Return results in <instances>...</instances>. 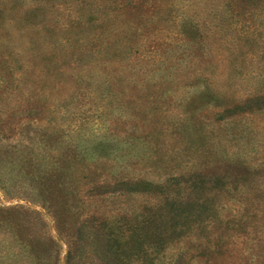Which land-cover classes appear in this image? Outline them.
I'll list each match as a JSON object with an SVG mask.
<instances>
[{"label": "rangeland", "instance_id": "obj_1", "mask_svg": "<svg viewBox=\"0 0 264 264\" xmlns=\"http://www.w3.org/2000/svg\"><path fill=\"white\" fill-rule=\"evenodd\" d=\"M93 2L0 0V208L37 214L54 264H67L60 230L91 217L147 234L159 246L145 264H264V4L130 13L115 26L138 32L134 52L104 57L66 46ZM6 231L0 264H37Z\"/></svg>", "mask_w": 264, "mask_h": 264}, {"label": "trees", "instance_id": "obj_2", "mask_svg": "<svg viewBox=\"0 0 264 264\" xmlns=\"http://www.w3.org/2000/svg\"><path fill=\"white\" fill-rule=\"evenodd\" d=\"M84 1V0H83ZM98 3H88L89 6V23H84L81 20H75L72 23L73 29H83L79 36H69L66 41L68 48L71 40L81 42L82 48L86 47V51L94 54H101L104 57L125 55L133 53L135 50L134 33L137 31L128 28H119L115 26L118 18L130 13H135L136 18L140 21L152 22L158 17H165L167 12H170L176 4L174 0H124L122 4L114 2L113 4L106 0H97ZM232 2L234 0H231ZM241 5H256L261 6L264 0H235ZM156 14V15H153ZM101 19L95 22L98 17ZM156 16V17H154ZM25 21L29 22L31 18L38 16L32 12H26ZM23 17V18H24ZM154 17V18H153ZM172 21V18L166 19ZM139 189L151 190L152 186L141 181L137 184ZM174 186V184H173ZM160 189L165 190V185L160 186ZM56 228L59 229V219L56 216ZM133 219L130 223H133ZM117 218L109 217H91L82 223L81 228L76 231L60 230V233L66 236L68 240L67 264H74L77 257L83 261L91 259L89 264H136L137 261L143 259V263L148 262L150 258L146 248H156L159 246L155 242H151L147 234H140L134 228L126 227L128 232H124L120 228V234H116L114 230L119 227ZM0 227H3L6 232L15 231L18 238L28 247L29 255L37 261V264H54L52 262L56 241L47 232L43 230L44 222L38 218L37 214L30 209L25 208H0ZM93 227L94 231L85 235L84 228ZM136 228V227H135ZM146 237V238H145ZM147 239V241H146ZM101 241V248L93 254L91 245L96 241ZM221 239L218 240L215 250L212 254H219L222 245ZM90 256V257H88ZM94 257V258H93ZM58 264V260H57ZM77 264V263H76Z\"/></svg>", "mask_w": 264, "mask_h": 264}]
</instances>
